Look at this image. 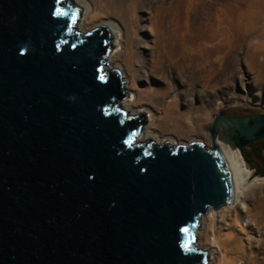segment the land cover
I'll use <instances>...</instances> for the list:
<instances>
[{
  "label": "water",
  "instance_id": "1",
  "mask_svg": "<svg viewBox=\"0 0 264 264\" xmlns=\"http://www.w3.org/2000/svg\"><path fill=\"white\" fill-rule=\"evenodd\" d=\"M80 15L0 0V264H206L198 223L233 196L217 133L240 151L264 114H218L211 149L136 142L147 118L119 108L110 33L78 32Z\"/></svg>",
  "mask_w": 264,
  "mask_h": 264
},
{
  "label": "rangeland",
  "instance_id": "2",
  "mask_svg": "<svg viewBox=\"0 0 264 264\" xmlns=\"http://www.w3.org/2000/svg\"><path fill=\"white\" fill-rule=\"evenodd\" d=\"M105 1L112 7L100 11L96 0H74L82 6L77 30L122 28L114 29L109 52H119L114 66L131 81L124 98L131 100L128 110L146 115L139 134L175 147L201 143L211 149L210 129L218 114H264V0ZM137 1L141 22L149 17V3L156 2L152 24L159 35L163 27L188 25L191 38L189 48L176 47L160 70L134 72L132 80L119 44L123 34L130 35L128 15L115 11ZM142 27L147 34L152 26ZM239 152L255 183L241 204L205 216L200 243L212 257L207 264H264V140Z\"/></svg>",
  "mask_w": 264,
  "mask_h": 264
},
{
  "label": "bare ground",
  "instance_id": "3",
  "mask_svg": "<svg viewBox=\"0 0 264 264\" xmlns=\"http://www.w3.org/2000/svg\"><path fill=\"white\" fill-rule=\"evenodd\" d=\"M103 0H96V2H99V4L96 5V8L100 11L105 10L106 7H112L111 1H105ZM141 2V0H139ZM139 1L132 2L129 5L124 6V9L121 11H115L116 14H120V16L123 18L125 17V14H127L128 23L130 25V35L128 36L127 32L123 34V40L120 41V45L122 46V52L127 69L130 73V77L132 80H134L135 75H133L134 72L137 71H143L146 69V72L151 73L150 69H158L162 68V64L166 61L167 57L170 58L172 56V51L175 50L176 47H181L183 50H187L190 46L189 39L191 38L190 30L188 25H182L179 27H163L161 30V35L156 32V28L153 26L154 17L156 14V2L153 1L149 3V17L144 18V22H141V17L139 15H135L136 8L140 5ZM74 2V0H73ZM77 7H82L80 4H77L74 2ZM84 8L86 10H89V6L86 4L84 5ZM155 12V14H154ZM125 13V14H124ZM142 24H149L151 27V30H148V33L142 29ZM108 29L110 36L114 42L116 40L117 35L114 32V29H121L120 26H106ZM79 31L82 33H86V30L80 28ZM124 31V30H123ZM120 57L119 52H109L108 54V67L111 70H116L114 63L117 61V59ZM164 65V64H163ZM119 72V71H118ZM120 73V72H119ZM151 75V74H150ZM124 84L126 87V91H128L131 85V81L128 82L125 79ZM129 102H131L130 99H124L120 102V108L130 113L128 110ZM147 139H151L147 137L144 134H138L136 137V142H144ZM156 144H161L163 142H158L153 139H151ZM168 142V141H166ZM170 143V142H169ZM172 146H176L177 144L171 143ZM215 145L219 148L224 160L227 163V166L230 171L231 181H232V188H233V196H232V203L229 205L230 207L236 206L238 204H241L243 201V197L246 194V192L249 190V188L255 183V180L252 179L250 173L247 170V167L245 166L241 153L239 150H237L235 147H233L232 144L227 143L223 139V134L219 130L215 139ZM206 148V147H205ZM253 180V181H252ZM228 207V206H226ZM223 208V207H222ZM210 214V213H209ZM207 215V214H206ZM204 215L201 220L199 221V230L195 233L194 237V246L197 250L206 252V248L201 245L200 239H201V233L200 230L203 227L205 223V216ZM198 228V226H197ZM207 261H212L211 256H207ZM206 261V264H207Z\"/></svg>",
  "mask_w": 264,
  "mask_h": 264
},
{
  "label": "snow or ice",
  "instance_id": "4",
  "mask_svg": "<svg viewBox=\"0 0 264 264\" xmlns=\"http://www.w3.org/2000/svg\"><path fill=\"white\" fill-rule=\"evenodd\" d=\"M57 13H58V14H62V13H60L59 9L57 10ZM100 78H101V79H103V76H101ZM183 231H184V232H188V229H187V228H185ZM184 246H185V248H187V247H188V245H187V244H185Z\"/></svg>",
  "mask_w": 264,
  "mask_h": 264
}]
</instances>
